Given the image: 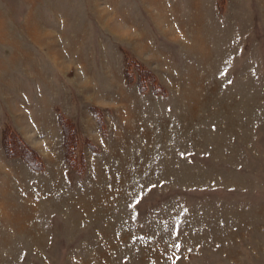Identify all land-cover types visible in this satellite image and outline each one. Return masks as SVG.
Instances as JSON below:
<instances>
[{
    "label": "rangeland",
    "instance_id": "1",
    "mask_svg": "<svg viewBox=\"0 0 264 264\" xmlns=\"http://www.w3.org/2000/svg\"><path fill=\"white\" fill-rule=\"evenodd\" d=\"M0 264H264V0H0Z\"/></svg>",
    "mask_w": 264,
    "mask_h": 264
}]
</instances>
